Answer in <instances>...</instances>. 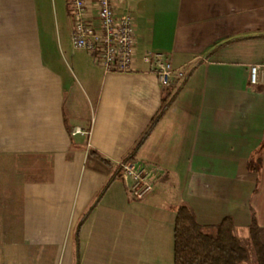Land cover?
Returning a JSON list of instances; mask_svg holds the SVG:
<instances>
[{"label":"crops","instance_id":"obj_1","mask_svg":"<svg viewBox=\"0 0 264 264\" xmlns=\"http://www.w3.org/2000/svg\"><path fill=\"white\" fill-rule=\"evenodd\" d=\"M125 6L135 19L133 70L106 72L101 54L89 52L93 65L83 57L76 67L97 88L85 98L88 112L69 113L40 0H0V163L18 169L6 175L14 182L0 183L13 192L0 198V264H174L182 204L201 225L232 216L235 231L249 229L253 210L264 244V149L252 160L264 141V0ZM148 52L165 54L174 68L197 64L132 162L146 167L154 189L136 200L124 173L92 208L76 245L77 223L113 172L89 150L120 163L161 106ZM253 65L261 68L256 83ZM73 127L84 133L71 135Z\"/></svg>","mask_w":264,"mask_h":264},{"label":"built area","instance_id":"obj_2","mask_svg":"<svg viewBox=\"0 0 264 264\" xmlns=\"http://www.w3.org/2000/svg\"><path fill=\"white\" fill-rule=\"evenodd\" d=\"M73 20L71 43L75 49L101 54L100 64L106 72H130L134 68L136 53L135 19L125 6L127 0H67ZM96 19L97 22H94ZM145 63L153 67L161 85L184 76L183 68H174L165 54L148 52ZM260 67H251V81L256 83ZM264 82V67L262 68ZM84 133L73 127L71 135ZM124 173L131 179L130 191L136 200H142L154 189L144 166L121 163Z\"/></svg>","mask_w":264,"mask_h":264},{"label":"trees","instance_id":"obj_3","mask_svg":"<svg viewBox=\"0 0 264 264\" xmlns=\"http://www.w3.org/2000/svg\"><path fill=\"white\" fill-rule=\"evenodd\" d=\"M196 67L197 64H194L182 78L174 80L168 85H163L162 101L159 110L152 117L148 126L129 152L121 159L120 163L114 164L97 150H89L91 156L98 158L106 165L112 167L113 172L97 193L89 209L77 223L74 231L76 245L79 241L81 228L92 208L103 197L109 186L115 180L123 177L124 169L121 163H131L136 159L137 154L155 130ZM252 169L258 172L259 163L255 162ZM249 234L252 245L256 250L257 264H264V244L261 241L257 217L253 210H251ZM173 258L174 264H244L247 261L248 253L240 237L236 234L235 222L232 216H225L217 224L201 225L196 219L193 208L187 204H182L176 209Z\"/></svg>","mask_w":264,"mask_h":264},{"label":"rangeland","instance_id":"obj_4","mask_svg":"<svg viewBox=\"0 0 264 264\" xmlns=\"http://www.w3.org/2000/svg\"><path fill=\"white\" fill-rule=\"evenodd\" d=\"M40 2L44 13L43 26L44 29L47 30V42H49V40L51 41V44L57 52L58 59L61 62V68L67 77V112L70 113V109L79 112H88L89 107L87 106L85 98L92 96L91 93L95 91L97 84H95V82L88 83V76L82 72L83 70L80 69V67H76V61L80 62L81 58L85 57V62L88 65H93V58L89 52L77 50L72 46L70 34L72 33L73 20L70 15L68 1L40 0ZM183 71L184 73L187 72L186 69ZM72 97H74V100ZM17 172L18 169L14 164H10V162L0 163V183L3 185L4 183L14 182L13 179H6V175L9 174L13 177ZM0 188V198H3V195H6L7 198L11 197L13 193L12 190H5L3 192L1 185ZM236 234L240 237L248 253L247 261L244 264H257V254L250 240L249 229L239 227ZM10 262L12 264V261Z\"/></svg>","mask_w":264,"mask_h":264},{"label":"water","instance_id":"obj_5","mask_svg":"<svg viewBox=\"0 0 264 264\" xmlns=\"http://www.w3.org/2000/svg\"><path fill=\"white\" fill-rule=\"evenodd\" d=\"M263 149H264V141H263L262 145L253 154V159H252L253 161H255L256 156H258L262 152Z\"/></svg>","mask_w":264,"mask_h":264}]
</instances>
